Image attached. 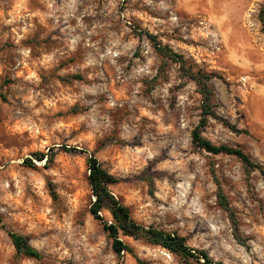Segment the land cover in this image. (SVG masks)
Returning a JSON list of instances; mask_svg holds the SVG:
<instances>
[{
  "label": "rangeland",
  "instance_id": "374dc122",
  "mask_svg": "<svg viewBox=\"0 0 264 264\" xmlns=\"http://www.w3.org/2000/svg\"><path fill=\"white\" fill-rule=\"evenodd\" d=\"M263 9L264 0H0V264H206L196 251L264 264L263 175L193 145L199 88L139 36L211 77L215 117L202 136L264 169ZM91 155L134 221L184 237L196 257L122 234L132 251L117 256L91 214ZM10 232L42 258L18 255Z\"/></svg>",
  "mask_w": 264,
  "mask_h": 264
},
{
  "label": "trees",
  "instance_id": "16d2710c",
  "mask_svg": "<svg viewBox=\"0 0 264 264\" xmlns=\"http://www.w3.org/2000/svg\"><path fill=\"white\" fill-rule=\"evenodd\" d=\"M261 22L264 26V9L262 10L261 14ZM139 36H146L153 43L160 55L166 57L167 59H171L174 62L180 63L183 74L194 80L199 88L202 98V119L192 133L193 145L214 155L226 154L235 156L236 158L240 159L247 167L260 171L264 177V169L258 164L254 163L252 159L246 153H244L243 150L228 146H216L202 136V128L207 125L210 118L215 117L214 94L212 88L209 85L211 77L203 75L200 72L194 73L192 69L186 66L182 56L176 54L169 47H164L161 44H157V37L150 34L148 31H141ZM32 157L40 162L44 161L46 158L45 154L42 153H36ZM24 164L28 167H35L32 159H26ZM87 165L89 169L88 179L93 196L95 198L94 202L92 203L91 214L96 220L103 222L105 231L109 234V237L113 241V252L117 256H122L125 252L131 253L132 251L131 248L127 246L120 238V234H122L134 239H145L148 242L160 246L175 254L191 258L196 257L195 254L192 253L193 250L187 246L186 239L184 237H181L178 234L166 233L154 227H145L134 221L131 217L130 210L125 205H123L110 190V187L114 185L117 180L103 169L101 163L94 155H91ZM224 206L226 208L228 207L227 204H224ZM103 210H108L111 213L113 223L109 224L104 220V218L101 216ZM9 235L18 255L35 259L42 258V254L30 245L26 237L11 232ZM197 252L205 259L206 264H220L212 262L205 251H196V253Z\"/></svg>",
  "mask_w": 264,
  "mask_h": 264
}]
</instances>
